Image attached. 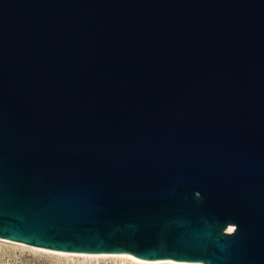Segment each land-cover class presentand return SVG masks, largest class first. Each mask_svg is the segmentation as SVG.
<instances>
[{"label":"water","instance_id":"1","mask_svg":"<svg viewBox=\"0 0 264 264\" xmlns=\"http://www.w3.org/2000/svg\"><path fill=\"white\" fill-rule=\"evenodd\" d=\"M0 237L264 264V0H0Z\"/></svg>","mask_w":264,"mask_h":264},{"label":"rangeland","instance_id":"2","mask_svg":"<svg viewBox=\"0 0 264 264\" xmlns=\"http://www.w3.org/2000/svg\"><path fill=\"white\" fill-rule=\"evenodd\" d=\"M0 264H137L123 258L60 255L0 241ZM139 264V263H138ZM141 264V263H140ZM143 264V263H142ZM147 264V263H144ZM167 264V263H158Z\"/></svg>","mask_w":264,"mask_h":264},{"label":"bare ground","instance_id":"3","mask_svg":"<svg viewBox=\"0 0 264 264\" xmlns=\"http://www.w3.org/2000/svg\"><path fill=\"white\" fill-rule=\"evenodd\" d=\"M0 241H6V242H11L17 245L21 246H27L29 248L43 251V252H48L52 254H60V255H75V256H81L84 258H92V257H115V258H123L130 260L132 262H136L137 264L139 263H147V264H158V263H167V264H202L200 261H188V260H177V259H172V258H157V259H143L136 257L128 252H82V251H65V250H58V249H51L47 247H42V246H36V245H31L27 244L21 241H15V240H10L6 238H1Z\"/></svg>","mask_w":264,"mask_h":264},{"label":"snow or ice","instance_id":"4","mask_svg":"<svg viewBox=\"0 0 264 264\" xmlns=\"http://www.w3.org/2000/svg\"><path fill=\"white\" fill-rule=\"evenodd\" d=\"M229 231H232V229H229Z\"/></svg>","mask_w":264,"mask_h":264}]
</instances>
